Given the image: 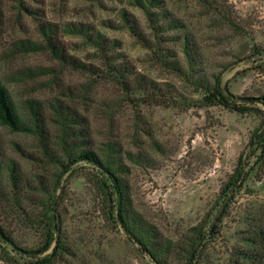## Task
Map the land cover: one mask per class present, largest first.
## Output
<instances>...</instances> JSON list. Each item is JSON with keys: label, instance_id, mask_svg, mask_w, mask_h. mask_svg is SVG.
<instances>
[{"label": "rangeland", "instance_id": "rangeland-1", "mask_svg": "<svg viewBox=\"0 0 264 264\" xmlns=\"http://www.w3.org/2000/svg\"><path fill=\"white\" fill-rule=\"evenodd\" d=\"M150 10L0 0V82L25 118L27 100L41 104L44 130L0 122V264H155L121 212L169 247L168 264H264V167L249 146L264 121V0H160ZM42 24L76 63L45 48ZM218 77L254 109L208 104ZM69 150L111 162L121 203L108 176L71 163ZM242 152L246 175L223 191Z\"/></svg>", "mask_w": 264, "mask_h": 264}, {"label": "trees", "instance_id": "trees-1", "mask_svg": "<svg viewBox=\"0 0 264 264\" xmlns=\"http://www.w3.org/2000/svg\"><path fill=\"white\" fill-rule=\"evenodd\" d=\"M137 5L142 7L144 10L147 11L148 15L151 17L152 12L150 10V7L156 6L160 4V0H134ZM123 18L130 21L128 18V14L124 12ZM72 31H81V33H86V30L81 28H76L75 26L72 27ZM40 32L43 34V37L46 42L45 48L53 50L56 54V56L61 59L62 61H68L70 63H76V60L68 57L64 50L57 46L56 42L54 41V33H55V27L51 24H42ZM32 50H42L43 47L38 42H33L31 44ZM232 95L228 92H226L223 87L221 86V80L218 77L215 83L214 90L210 92L208 95L205 96V100L208 104H214V103H220L225 105L226 107L245 113L247 111H250L254 109L251 106H248L247 103L241 104L237 103L236 101L232 100L230 97ZM263 100L264 96L259 97L257 100ZM26 110L28 113V116L26 118L21 115L17 109L14 106V103L11 100V97L8 93V90L6 87L0 82V122L6 125H9L13 130L21 131V132H35V133H43V126H42V113H41V104L36 100H27L26 101ZM250 145H255V150H260V155L258 156V160L261 162L262 166L264 167V121L262 124L256 128V130L253 132L252 136L250 137ZM69 157L72 156V158L69 160L71 163H75L80 159H87L90 162L94 163L96 166H98L101 171L108 176L110 181L113 184V189L118 195V198L120 199V203L122 201V190H121V180L116 175L114 170L112 169L111 162L103 161L101 158L92 150H80L77 152H74L72 150H69ZM245 153L242 152L238 158V164L231 175V178L229 182L226 184V186L223 188V191H225L227 188H230L233 183L237 182L241 177L246 175V162H244ZM121 217L124 221L125 228L128 233L132 234L136 241L141 244V246L146 250L153 262L155 264H168L167 259L165 258V255L169 252V247L165 246L163 248L160 244H157V242L153 241L152 238H145L142 236L141 232L140 234L133 231V229L130 228L126 224L125 217L123 213L121 212ZM0 235L5 237V234L0 228ZM6 238V237H5ZM50 246V243H47L44 246V249H41L39 251H43L47 249ZM60 246H56L54 249V254L57 253ZM49 261V258H45L42 260V263H46ZM40 264V262H39Z\"/></svg>", "mask_w": 264, "mask_h": 264}]
</instances>
